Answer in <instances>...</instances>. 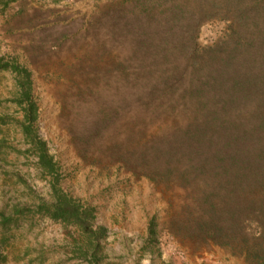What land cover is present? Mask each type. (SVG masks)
<instances>
[{
	"label": "trees",
	"instance_id": "trees-1",
	"mask_svg": "<svg viewBox=\"0 0 264 264\" xmlns=\"http://www.w3.org/2000/svg\"><path fill=\"white\" fill-rule=\"evenodd\" d=\"M101 15L93 22L108 27L113 42L130 35L133 45L127 58L114 53L110 66L102 54L93 67L99 71L86 69L111 74L124 91L81 128L77 147L87 153L92 142L108 139L111 162L169 194L173 209L163 228L177 242L212 243L247 264H264V0H111ZM214 20L224 24L221 35L200 44L201 26ZM5 74L11 86L4 101L18 114L0 109V154L10 136L3 126L12 119L50 186L32 207L0 211V225L16 226L29 211L72 225L81 255L101 264L105 229L95 225L92 206L58 183L56 162L36 128L31 72L2 57L0 78Z\"/></svg>",
	"mask_w": 264,
	"mask_h": 264
},
{
	"label": "rangeland",
	"instance_id": "rangeland-1",
	"mask_svg": "<svg viewBox=\"0 0 264 264\" xmlns=\"http://www.w3.org/2000/svg\"><path fill=\"white\" fill-rule=\"evenodd\" d=\"M110 1L0 0V58H15L31 72L38 105L36 128L56 162L59 185L94 208L95 225L105 229L99 240L101 264H247L212 243L199 246L182 239L179 243L169 236L163 227L173 209L170 195L111 162L107 138L92 142L87 153L77 147L75 136L81 128L90 127L96 112L124 91H117L111 74L86 72L88 67L96 70L99 55H105L101 58L110 66L114 53L127 58L133 45L130 35L113 42L110 29L99 25ZM223 25L216 20L205 23L199 43L211 44ZM5 75L0 78L4 93L0 109L16 116V106L4 101L11 86V76ZM10 122L3 126L10 133L8 147L0 154V211L6 214L14 205L32 207L38 197H48L50 186V176L24 152L26 145L14 120ZM126 124L121 129L128 132ZM80 246L81 235L74 226L30 211L16 226L0 225V264H89Z\"/></svg>",
	"mask_w": 264,
	"mask_h": 264
}]
</instances>
